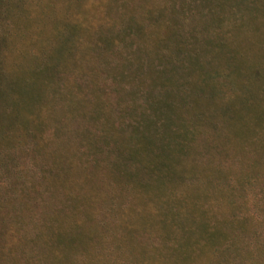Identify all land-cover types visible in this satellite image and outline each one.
I'll return each mask as SVG.
<instances>
[{
    "label": "rangeland",
    "instance_id": "374dc122",
    "mask_svg": "<svg viewBox=\"0 0 264 264\" xmlns=\"http://www.w3.org/2000/svg\"><path fill=\"white\" fill-rule=\"evenodd\" d=\"M167 1H0V260L264 264V0Z\"/></svg>",
    "mask_w": 264,
    "mask_h": 264
},
{
    "label": "trees",
    "instance_id": "16d2710c",
    "mask_svg": "<svg viewBox=\"0 0 264 264\" xmlns=\"http://www.w3.org/2000/svg\"><path fill=\"white\" fill-rule=\"evenodd\" d=\"M204 1H207V0H179V2H176V0H169V1H167L165 3L166 5H164V7L167 8L174 15H176V13H177L178 14L177 17L180 19V21L182 20L184 22V21H186L189 18V16H192L193 13L198 10L197 6H201ZM226 1H229L230 4H233L231 2V0H226ZM229 8H231V5H229ZM233 9L234 8H232V10ZM202 10L204 11V13H205V15L207 17L205 19L204 23H203V26H205L204 24L210 21V19H211L212 15L214 14V12H213V8L212 7H207V5H205ZM173 28L174 27L172 25V29ZM219 28H220V26H217V29H219ZM71 29L73 30L72 26H71ZM73 32H75V31H73ZM73 37H74V35L70 38V42H68V43H70V45L73 42ZM99 38H100V40H104L102 36H100ZM61 52H62V54L65 53L62 50H61ZM61 52H60V55H58V58H54L53 61H51L50 63L45 65L49 69V71L51 69H54L55 64L58 67H61V66H63L64 62H66V59H65V57H63L61 55ZM51 63L54 64V65H52ZM192 63L194 64L196 62L193 61ZM0 76H1V73H0ZM32 76L30 77V80H31ZM48 77H49V74H48ZM48 77H45V78H48ZM43 84H44V82L41 83V85H43ZM41 85H37V87L39 88ZM195 89H196V91L200 90L196 86H195ZM35 94H36V92H35ZM35 94H34V97H35ZM211 97H213V96L211 95ZM40 102H41V100L39 98L37 103L40 104ZM190 102H191V104H194L193 100H191ZM37 103H35V104H37ZM170 108H171V106L169 105V103L163 104V105L158 107V109H160L159 112H162V114L166 113V112L170 113V111H171ZM262 116L264 117V113H262ZM148 120H149V118L147 119L146 122L144 120H140L137 123L135 122V128L137 129L136 132L138 133V136H140L141 138H146V137L150 136V135H147L146 131L144 130V127L146 125L148 126ZM160 120L161 119H159V121ZM94 147H95L94 150L89 155L90 159H88V161H87L88 163H91L92 162L91 160H95V159L97 160L98 151H97L96 146H94ZM61 157L65 160V162L68 163V165H73L74 164V160L69 155L67 156V155L64 154ZM95 162H92L91 164H94ZM108 163L110 165L113 164L111 162H108ZM83 165H87V163H85ZM83 165H79V166H83ZM50 166L51 167H49L48 169H46L44 171H40L39 170V175L38 176H39L40 179L49 181L51 179H55V178L61 177L62 175H64L66 173L65 171H61V170L57 169L53 165V163ZM74 175H75V173H74ZM250 229L251 228L249 226H246L244 234L247 235V233H248V231ZM19 235H20V237H17L18 241L22 240V238H25L28 242L35 241V240L27 238L26 237L27 234L23 235V232L19 233ZM234 237H235L234 234L230 236L231 239H229V245H227V246H231L232 248H237L238 250H240V246L242 248V245H244L245 248L248 246V243L242 244L239 241L237 242L238 244H234L233 245L234 239H235ZM40 240L42 241V239H40ZM49 241H54V240H51V239L46 237V238L43 239V244H46ZM239 243L242 244V245H239ZM52 260L53 259L48 257V256H43L41 252L33 254V253L27 251L22 245L17 243L15 245V247L11 246V247L7 248L6 255H5L4 259L0 260V264H54L52 262Z\"/></svg>",
    "mask_w": 264,
    "mask_h": 264
}]
</instances>
